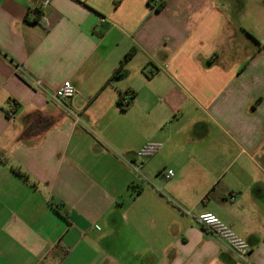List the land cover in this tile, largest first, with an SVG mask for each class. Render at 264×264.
<instances>
[{"label": "crops", "instance_id": "1", "mask_svg": "<svg viewBox=\"0 0 264 264\" xmlns=\"http://www.w3.org/2000/svg\"><path fill=\"white\" fill-rule=\"evenodd\" d=\"M43 2L0 0V264H264L262 8ZM66 79L77 95L60 104Z\"/></svg>", "mask_w": 264, "mask_h": 264}, {"label": "built area", "instance_id": "2", "mask_svg": "<svg viewBox=\"0 0 264 264\" xmlns=\"http://www.w3.org/2000/svg\"><path fill=\"white\" fill-rule=\"evenodd\" d=\"M49 4V0H44L43 7ZM104 22L105 19L103 18ZM53 100L60 104H67L72 101L77 95V88L70 79L64 80L61 85L53 91L51 94ZM124 103L128 102V96L124 98ZM15 105L12 104L8 115L14 117ZM161 143L158 142H148L144 144L136 153L140 158H146L155 155L161 148ZM168 176L174 174L173 170H163ZM187 214H191L189 209H183ZM198 221L202 226L210 230L214 235L223 240L228 247L235 252L240 258L246 259L250 250V242L243 236L239 235L233 227L224 222L218 215L211 211L201 212L197 215Z\"/></svg>", "mask_w": 264, "mask_h": 264}, {"label": "rangeland", "instance_id": "3", "mask_svg": "<svg viewBox=\"0 0 264 264\" xmlns=\"http://www.w3.org/2000/svg\"><path fill=\"white\" fill-rule=\"evenodd\" d=\"M232 1H233V3H236V5H246L247 7H250V6H260L262 8L260 10L261 11V15H259V14H256V15H257V24L260 25V26L258 25L259 26L258 29H260L259 31L261 32V34L264 35V31H261L264 28V0H252L253 3L247 2V0H245V3H244V0H232ZM248 1H250V0H248ZM246 16H247L246 19H248V21H249V19H251V18L253 19L254 18V14H252V13L251 14H247ZM259 18H260V20H259ZM263 49H264V46H263ZM153 156L146 157L144 159H150ZM158 174H159L158 172H153L151 170V173H148V176L152 175L153 177H159Z\"/></svg>", "mask_w": 264, "mask_h": 264}, {"label": "trees", "instance_id": "4", "mask_svg": "<svg viewBox=\"0 0 264 264\" xmlns=\"http://www.w3.org/2000/svg\"><path fill=\"white\" fill-rule=\"evenodd\" d=\"M42 18H43V11L41 10V9H37L36 10V16L34 17V19L33 20H40V21H42ZM130 55V52L126 55V57L122 60V63L121 64H123V62L128 58V56ZM134 94L135 93H133L130 97H128V102L127 103H124V98L126 97V95H121L120 97H119V99H118V105L120 106V108L121 109H123V110H126L128 107H130V105L132 104V99H133V97H134ZM15 171L17 172V173H19V174H22L21 173V171L20 170H18V169H16L15 168Z\"/></svg>", "mask_w": 264, "mask_h": 264}]
</instances>
